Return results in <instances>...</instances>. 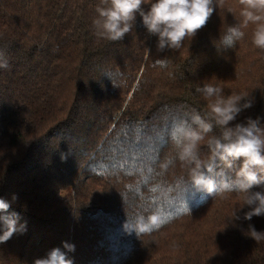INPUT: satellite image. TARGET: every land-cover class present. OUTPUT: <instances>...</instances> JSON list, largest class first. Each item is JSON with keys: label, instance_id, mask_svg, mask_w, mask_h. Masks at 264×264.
<instances>
[{"label": "trees", "instance_id": "16d2710c", "mask_svg": "<svg viewBox=\"0 0 264 264\" xmlns=\"http://www.w3.org/2000/svg\"><path fill=\"white\" fill-rule=\"evenodd\" d=\"M99 2L0 0V59L9 65L0 68V198L10 203L0 215L26 225L0 244V264H34L54 248L73 264H264V239L247 233L249 224L264 231V215L244 220L245 206L231 221L243 193L207 196L191 190L179 161L160 168L175 155L174 123L207 112L195 91L204 83L254 98L229 126L247 118L264 126V51L251 43L252 26L221 45L242 20L238 0L163 52L139 14L122 41L98 37ZM200 155H209L206 142ZM152 214L164 220L159 230H125L127 219Z\"/></svg>", "mask_w": 264, "mask_h": 264}, {"label": "clouds", "instance_id": "9594fccd", "mask_svg": "<svg viewBox=\"0 0 264 264\" xmlns=\"http://www.w3.org/2000/svg\"><path fill=\"white\" fill-rule=\"evenodd\" d=\"M223 3L224 0H100L93 27L102 39L122 41L133 30L139 14L148 34L158 37V52L179 50L186 40L191 41L206 27L215 7L220 8ZM238 3L242 20L228 27L221 39L222 48L233 47L244 39V29L251 25V43L264 51V0H238ZM145 4L150 5L147 11L143 8ZM167 62L166 58L155 61L160 66ZM8 67L7 60L0 59V68ZM195 91L207 101L208 110L201 115L192 109L187 119L174 123L170 139L175 155L160 164L161 172L179 161L187 170L191 190L215 198L225 193H243V206L234 212L231 221L241 219L237 213L245 206L250 210L244 212V220L264 215V192H250L253 186L264 185V126L259 119L251 118H247L246 123L229 126L242 111L253 106L254 98L243 93L224 95L220 86L211 83H204ZM214 128L219 134L209 136ZM202 142H206L209 153L206 159L200 155ZM240 160L242 164H238ZM9 207L10 203L0 198V212L7 213ZM18 221L16 213L0 215V244L26 231V225ZM163 224L158 214H152L137 217L132 222L127 219L124 228L139 237L159 230ZM247 233L256 241L264 239V231H257L251 224ZM63 246L68 251L75 250V246L67 242ZM34 264H73V261L60 248H54L46 258H38Z\"/></svg>", "mask_w": 264, "mask_h": 264}]
</instances>
